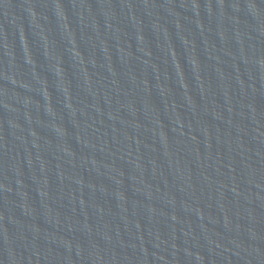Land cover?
I'll use <instances>...</instances> for the list:
<instances>
[{
    "label": "water",
    "instance_id": "obj_1",
    "mask_svg": "<svg viewBox=\"0 0 264 264\" xmlns=\"http://www.w3.org/2000/svg\"><path fill=\"white\" fill-rule=\"evenodd\" d=\"M0 264H264V0H0Z\"/></svg>",
    "mask_w": 264,
    "mask_h": 264
}]
</instances>
